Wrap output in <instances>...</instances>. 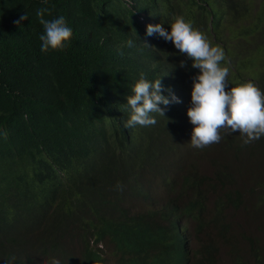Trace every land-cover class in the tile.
I'll return each mask as SVG.
<instances>
[{
  "label": "clouds",
  "instance_id": "9594fccd",
  "mask_svg": "<svg viewBox=\"0 0 264 264\" xmlns=\"http://www.w3.org/2000/svg\"><path fill=\"white\" fill-rule=\"evenodd\" d=\"M130 9L143 34L129 27L106 42L73 41L83 33L37 9L47 92L63 108L45 119L35 154L5 150L25 178L0 170V264H264V212L246 213L255 182L264 194V65L227 56L181 16L167 31ZM154 33L192 60L189 72L163 64ZM137 41L139 60L111 48ZM95 52L128 75H95L86 90L76 75ZM54 154L69 167H53ZM191 176L213 193L196 194Z\"/></svg>",
  "mask_w": 264,
  "mask_h": 264
},
{
  "label": "trees",
  "instance_id": "16d2710c",
  "mask_svg": "<svg viewBox=\"0 0 264 264\" xmlns=\"http://www.w3.org/2000/svg\"><path fill=\"white\" fill-rule=\"evenodd\" d=\"M0 0V170L5 167L8 173L19 179V173L5 157V150L17 144L20 148L17 157L23 158L30 152L35 154L41 145L40 132H47L46 118L52 117L63 107L53 100L51 90L47 92L45 66L46 60L40 55L43 26L39 23L36 11L48 7L51 15L45 19L59 16L66 18L73 35L83 33L71 40L81 41L84 33L91 34L94 40L102 35L103 42L124 36L129 27L140 32L139 25L132 18L130 7H143L146 25L161 24L170 31V21L181 16L202 32L212 46L218 42L224 53L236 61L259 62L264 65V0ZM82 5L86 12H82ZM28 13L29 18L17 27L13 21ZM110 29V31H109ZM109 31V32H108ZM108 32V33H107ZM146 32V29H145ZM141 33V32H140ZM143 34V33H141ZM72 35V36H73ZM158 41L159 59L164 65L189 72L192 60L181 54L174 44L165 41L158 33L152 35ZM138 35L134 39H138ZM116 54L123 53L124 58L139 60L145 56V49L139 41L133 47L125 49L111 45ZM263 50V52H262ZM116 57L110 60L99 58L97 52L85 61L81 79L83 87L92 91L95 88V75L105 72L126 74ZM184 61L186 67H180ZM42 88V90H41ZM107 87L106 89H108ZM58 98V96H55ZM80 105V103H78ZM67 107L73 106L71 102ZM95 130L91 126L88 133ZM63 137H66L63 130ZM7 133L4 138L3 133ZM65 149L74 148L73 142L64 144ZM53 167L64 169L65 161L53 155ZM193 191L207 197L213 193L205 176H191ZM256 199L246 210L249 216L264 212V194L259 181L254 183ZM216 199V197H214ZM241 199L240 195H231L228 203Z\"/></svg>",
  "mask_w": 264,
  "mask_h": 264
},
{
  "label": "rangeland",
  "instance_id": "374dc122",
  "mask_svg": "<svg viewBox=\"0 0 264 264\" xmlns=\"http://www.w3.org/2000/svg\"><path fill=\"white\" fill-rule=\"evenodd\" d=\"M188 145L190 146V142H188Z\"/></svg>",
  "mask_w": 264,
  "mask_h": 264
}]
</instances>
